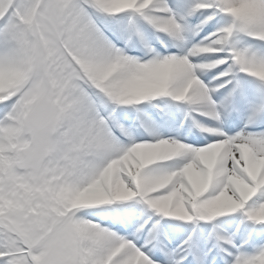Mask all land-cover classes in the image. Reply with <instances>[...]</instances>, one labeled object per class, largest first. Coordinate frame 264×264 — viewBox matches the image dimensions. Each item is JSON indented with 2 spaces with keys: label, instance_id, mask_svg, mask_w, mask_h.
<instances>
[{
  "label": "snow or ice",
  "instance_id": "obj_1",
  "mask_svg": "<svg viewBox=\"0 0 264 264\" xmlns=\"http://www.w3.org/2000/svg\"><path fill=\"white\" fill-rule=\"evenodd\" d=\"M0 264H264V0H0Z\"/></svg>",
  "mask_w": 264,
  "mask_h": 264
}]
</instances>
